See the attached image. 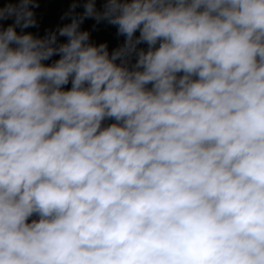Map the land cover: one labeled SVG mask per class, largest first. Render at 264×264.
<instances>
[{
	"label": "clouds",
	"instance_id": "clouds-1",
	"mask_svg": "<svg viewBox=\"0 0 264 264\" xmlns=\"http://www.w3.org/2000/svg\"><path fill=\"white\" fill-rule=\"evenodd\" d=\"M37 7L0 0V264H264V0Z\"/></svg>",
	"mask_w": 264,
	"mask_h": 264
},
{
	"label": "rangeland",
	"instance_id": "rangeland-1",
	"mask_svg": "<svg viewBox=\"0 0 264 264\" xmlns=\"http://www.w3.org/2000/svg\"><path fill=\"white\" fill-rule=\"evenodd\" d=\"M71 2L72 0H38L39 7L34 9L38 27L26 31L38 32L43 35L46 29H53L57 24L66 23L67 21H61L60 18L69 8ZM78 11H82V8ZM82 28L90 32L93 42L97 44L106 42L110 51L123 43L124 38L117 35L116 27L106 21L97 24L94 20L89 19L85 21Z\"/></svg>",
	"mask_w": 264,
	"mask_h": 264
}]
</instances>
